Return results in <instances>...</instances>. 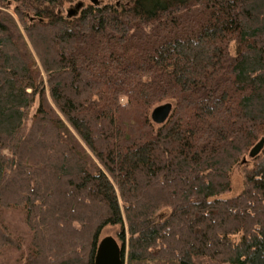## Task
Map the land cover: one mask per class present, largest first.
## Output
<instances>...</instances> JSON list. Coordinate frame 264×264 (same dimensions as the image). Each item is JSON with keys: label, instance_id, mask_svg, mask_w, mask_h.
<instances>
[{"label": "trees", "instance_id": "16d2710c", "mask_svg": "<svg viewBox=\"0 0 264 264\" xmlns=\"http://www.w3.org/2000/svg\"><path fill=\"white\" fill-rule=\"evenodd\" d=\"M83 1L0 0V251L264 264V0Z\"/></svg>", "mask_w": 264, "mask_h": 264}, {"label": "water", "instance_id": "95a60500", "mask_svg": "<svg viewBox=\"0 0 264 264\" xmlns=\"http://www.w3.org/2000/svg\"><path fill=\"white\" fill-rule=\"evenodd\" d=\"M95 4H100L99 0H91ZM84 2H79L75 5L74 9L69 10V15H74L77 10L83 7ZM173 103L166 101L156 105L152 112L151 117L156 123L165 122L171 114ZM261 144L255 145L250 152L251 156H254L260 149ZM246 160V158H244ZM123 245L118 239L109 234L104 236L97 247L95 255V264H126L122 254Z\"/></svg>", "mask_w": 264, "mask_h": 264}, {"label": "rangeland", "instance_id": "374dc122", "mask_svg": "<svg viewBox=\"0 0 264 264\" xmlns=\"http://www.w3.org/2000/svg\"><path fill=\"white\" fill-rule=\"evenodd\" d=\"M100 2H106V0H99ZM84 5L90 2V0H84ZM75 5H70L68 7V10L74 9ZM232 180H233V188L232 190L226 192L224 196H232L237 194L243 187V181H244V172L242 169V162L237 163L233 170H232ZM5 214V222L8 223L10 226H12V230L15 232V234H21L26 235L27 227L24 223V213L22 209L16 208V209H7L4 210ZM113 235L115 236L118 241L121 243L120 237L113 227H108L103 235ZM18 250L14 247H6L0 251V264H15L18 257H19ZM126 262V261H125Z\"/></svg>", "mask_w": 264, "mask_h": 264}]
</instances>
